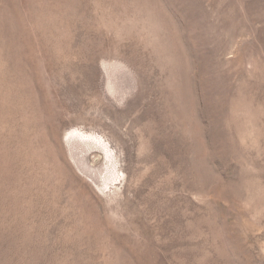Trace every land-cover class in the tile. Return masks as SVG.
<instances>
[{"label": "rangeland", "instance_id": "1", "mask_svg": "<svg viewBox=\"0 0 264 264\" xmlns=\"http://www.w3.org/2000/svg\"><path fill=\"white\" fill-rule=\"evenodd\" d=\"M0 264H264V0H0Z\"/></svg>", "mask_w": 264, "mask_h": 264}]
</instances>
